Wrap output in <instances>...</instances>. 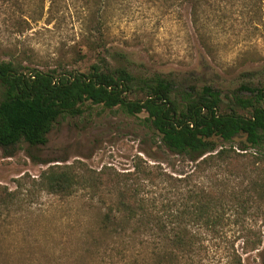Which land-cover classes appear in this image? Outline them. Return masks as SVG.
Returning <instances> with one entry per match:
<instances>
[{
  "label": "rangeland",
  "instance_id": "374dc122",
  "mask_svg": "<svg viewBox=\"0 0 264 264\" xmlns=\"http://www.w3.org/2000/svg\"><path fill=\"white\" fill-rule=\"evenodd\" d=\"M19 1L0 0V61L29 46L33 67L87 73L98 63L89 37L100 20L107 47L127 53L135 76L196 81L227 97H248L242 85L264 84V0L258 15L243 0L213 5L197 26L177 0H103L100 12L97 0H48L44 17L29 25L23 19L30 8L21 12ZM146 116L90 106L81 117L59 120L39 155L93 178L71 195L43 189L50 165L35 164L25 144L13 157L0 149V203H13L0 211V264H157L155 234L138 246L100 229L124 189L159 212L198 195L225 203L215 223L187 220L195 246L177 252L173 264H264V149L241 151L245 139L238 137L218 143L225 161L192 163L164 148Z\"/></svg>",
  "mask_w": 264,
  "mask_h": 264
},
{
  "label": "trees",
  "instance_id": "16d2710c",
  "mask_svg": "<svg viewBox=\"0 0 264 264\" xmlns=\"http://www.w3.org/2000/svg\"><path fill=\"white\" fill-rule=\"evenodd\" d=\"M47 1H19L21 12L30 8V15L23 22L29 25L40 21ZM177 1L189 11L195 26L202 22L206 8L229 3V0ZM243 1V7H251L255 15L263 9V0ZM97 6L98 12L107 7L103 0H97ZM100 26V20L96 21L92 29L96 36L89 37V50L97 54L98 63L87 73L62 65L47 70L33 67L34 49L29 46L9 50L8 59L0 61V149L6 157H13L25 144L27 155L35 164L54 163L40 157V147L47 145L48 136L60 119L81 117L90 106L118 109L128 116L145 113L146 126L160 136L164 148L192 163H205L212 156L225 161L226 151L216 153L218 143L232 142L238 137L245 139L240 144L241 151L264 149L263 83L242 85L240 90L249 93L248 97L238 94L227 97L222 89L196 81L135 76L129 69L127 53L107 47ZM249 74L254 77L258 73ZM92 181L90 176L75 173L73 167L50 165L41 175L40 183L51 194L71 195ZM255 190L260 193L257 186ZM12 204L0 203V211ZM224 205L214 195L212 200L198 195L195 203L174 205L159 212L154 203H143L135 190L124 189L119 203L101 217L100 229L138 246L142 244L138 239L155 234L156 245L162 246L157 264H173L177 252L190 253L194 249L195 238L188 222L215 223Z\"/></svg>",
  "mask_w": 264,
  "mask_h": 264
}]
</instances>
